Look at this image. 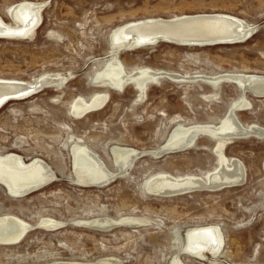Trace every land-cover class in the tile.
Masks as SVG:
<instances>
[{"label":"rangeland","instance_id":"obj_1","mask_svg":"<svg viewBox=\"0 0 264 264\" xmlns=\"http://www.w3.org/2000/svg\"><path fill=\"white\" fill-rule=\"evenodd\" d=\"M21 2L48 6L32 37L0 38V79L33 83L44 74L61 73L67 81L59 89L45 88L0 109V154H17L27 162L40 159L56 177L22 199L11 197L0 184V216L13 215L37 226L20 243L0 245V264L99 259L169 264L177 254L182 264H264V136L236 139L224 149L228 158L245 167L242 184L163 196L147 192L148 181L157 175L206 177L219 166L216 141L209 136L201 135L197 148L150 154L177 125L219 126L231 105L245 96L251 106L234 109L239 122L264 128V97L242 92L226 80L212 87L201 79H162L139 99L134 85L119 91L95 80L109 59L116 28L202 14L230 15L258 28L242 43L187 47L161 42L120 51L125 70L264 76V0H0V16L6 23H11V9ZM106 92L109 98L100 111L82 118L72 115L71 105L79 97L90 100ZM74 142L89 147L116 178L104 186L80 184L74 172ZM116 145L144 154L121 173L111 152ZM125 217L147 221L109 230L84 226L90 219ZM45 218L63 224L55 230L38 227ZM207 225L219 226L224 236L218 257L208 251L196 257L180 250L176 237L184 241L188 228Z\"/></svg>","mask_w":264,"mask_h":264},{"label":"bare ground","instance_id":"obj_2","mask_svg":"<svg viewBox=\"0 0 264 264\" xmlns=\"http://www.w3.org/2000/svg\"><path fill=\"white\" fill-rule=\"evenodd\" d=\"M46 4L47 2H21L15 5L9 13L11 15L10 24L6 23L0 16V38H21L27 40L32 37L34 31L36 32L42 24L41 15ZM255 27L258 28L255 25L248 24L245 20L225 14H202L172 20L150 19L130 23L116 28L111 33L109 59L104 68L97 73L95 80H97L98 84L119 91L134 85L138 91L139 99L147 96V91L151 84H159L162 79H172L180 82L183 79L193 81L201 79L212 87H218L222 80H229L243 87V90L251 89L255 93L264 94V76L238 73L216 76H186L165 71H155L150 68H141L127 72L119 58L120 51H133L148 47L144 45L134 48L138 44L151 42L159 37L167 39L161 42L178 46L195 47L196 43L201 44V42H218L222 44L234 42L238 38L245 36L249 31L254 30ZM66 79L67 77L61 73L44 74L33 83L0 79V105L4 100L11 97L25 100L20 98L26 97L32 90L45 84L49 85L46 88L59 89L67 81ZM108 98V92L97 93L90 100L79 97L71 105V113L77 118H82L93 112L100 111L107 103ZM250 106L249 100L245 96H242L231 105L229 115L219 126L214 124L177 125L171 131L165 143L159 147L160 149L152 151L150 154L152 153L155 157V155L164 152L172 153L197 148L201 135L209 136L214 139V142L216 141V145L214 146L215 152L211 151L216 153L215 156L219 166L214 173L208 174L206 177L157 175L148 181L147 192L163 196L184 193L195 189L217 190L225 186L242 184L245 181V167L237 159L228 158L224 153V149L227 144L236 139L250 136L260 137L264 134L263 127L258 125L244 126L239 122L234 109L242 107V110H246ZM80 142H74L72 146L74 172L78 176L80 184L83 186H104L115 179L117 176L116 172L106 169L105 164L102 163L99 156ZM111 152L115 165H117L121 173H125L129 165L144 154V152L120 145L114 146ZM118 175L120 176V174ZM54 178H56L55 174L40 159H33L27 162L17 154H0V184L4 187L6 186V191L13 198L22 199L34 192L40 191L53 182ZM146 221L145 219H136L134 217H125L120 220L95 218L85 222L84 226L99 230H109L113 226L122 223L132 225L133 222V224H137L138 222L142 223ZM81 223L82 221L79 222L80 226H82ZM62 224L59 221L45 218L39 221L38 227L55 230L60 228ZM35 227L37 226L28 224L13 215L0 216V245H16L20 243ZM183 235L184 241H182V238H175L176 242H180V250H184L186 253L192 254V256L195 255L196 257H203L207 251L212 253V257H218L221 254L219 252L222 250L224 244V236L219 226L192 227L188 228ZM179 255L173 256L169 260V264H182L183 262L180 260ZM113 262V259H99L97 262H52L49 264H119L118 262Z\"/></svg>","mask_w":264,"mask_h":264},{"label":"water","instance_id":"obj_3","mask_svg":"<svg viewBox=\"0 0 264 264\" xmlns=\"http://www.w3.org/2000/svg\"><path fill=\"white\" fill-rule=\"evenodd\" d=\"M9 16L11 17V15L9 14ZM13 19V18H12ZM14 21V20H13ZM255 33V29L254 30H251L249 31L248 33L245 34V36L241 37V38H238L237 40H235L234 42H229V43H223V44H235V43H242V42H245L247 41L253 34ZM167 39L166 38H162V37H159V38H156L154 40H152L151 42H145L143 44H138L136 46H134V48H139L141 46H144V45H147V46H154V45H157L159 42L161 41H166ZM216 44H222V43H218V42H201V44L199 43H196L195 45L196 46H209V45H216ZM131 49V48H130ZM226 81H229V80H226ZM47 86L49 85H43L42 87H37V89H34L32 90V92H30V94H27L26 97H23V98H20V99H26V98H29L37 93H39L41 90L45 89ZM239 87V89H241V91L243 92H250L252 93L253 95L257 96V97H264V94H258V93H255L254 91H252L251 89H247V90H243V87L237 85ZM16 100H19L18 98H8L7 100H4L2 102V104L0 105V108L5 105L6 103L10 102V101H16ZM250 135V134H249ZM264 136V134L262 135ZM6 187V186H5Z\"/></svg>","mask_w":264,"mask_h":264}]
</instances>
